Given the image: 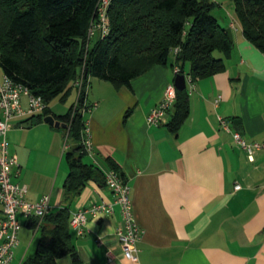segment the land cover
<instances>
[{
  "label": "crops",
  "instance_id": "1",
  "mask_svg": "<svg viewBox=\"0 0 264 264\" xmlns=\"http://www.w3.org/2000/svg\"><path fill=\"white\" fill-rule=\"evenodd\" d=\"M232 33L234 48L224 57L225 70L195 82L190 114L177 133L167 126L173 109L166 123H147L165 87L174 82L170 65H154L130 86L89 78L83 114L94 152L83 160L103 171L114 160L131 186L134 216L143 233L137 259H126L116 236L122 224L119 207L110 215H90L83 235L70 228L80 264H264V149L251 161L218 119L221 115L232 121L246 140L264 143V52L244 36L240 23ZM3 77L0 67V83ZM80 92L74 82L66 100L60 99L70 101L69 107L49 106L64 115L77 104ZM23 104L27 106L26 97ZM28 120H15L8 140L18 162L12 180L27 187L29 202L50 195V211L67 206L72 214L94 202L114 200L104 180L93 179L66 201V133L44 119L25 127ZM20 220L10 264L34 257L41 236L29 219ZM57 264H73V257L66 255Z\"/></svg>",
  "mask_w": 264,
  "mask_h": 264
},
{
  "label": "trees",
  "instance_id": "2",
  "mask_svg": "<svg viewBox=\"0 0 264 264\" xmlns=\"http://www.w3.org/2000/svg\"><path fill=\"white\" fill-rule=\"evenodd\" d=\"M101 0H0V67L16 83L26 85L47 104L37 115H54L66 121L71 140L65 152L69 173L64 183L66 201L78 196L89 180H104V171L84 162V110L88 108L90 77L116 87L131 81L156 64L178 66V74L195 82L226 68L224 57L234 48L226 27L212 13L213 0H111L110 33L88 38L98 18ZM244 36L264 52V0H231ZM180 50L174 54V49ZM215 51L223 57L216 58ZM189 68L186 69V66ZM84 78L77 104L64 115H56L49 103L65 101L73 83ZM177 74H175L176 76ZM169 130L177 133L190 114V91L177 90ZM110 168L119 167L109 159ZM123 176V175H122ZM71 213L67 206L50 211L39 223L41 236L35 256L23 264H57L71 255L80 264L72 242Z\"/></svg>",
  "mask_w": 264,
  "mask_h": 264
},
{
  "label": "built area",
  "instance_id": "3",
  "mask_svg": "<svg viewBox=\"0 0 264 264\" xmlns=\"http://www.w3.org/2000/svg\"><path fill=\"white\" fill-rule=\"evenodd\" d=\"M111 0H101L98 5V18L89 29L88 38L98 34L105 37L110 33V20L108 9ZM235 28V23H231ZM180 50L174 49V54ZM174 74L180 72V68H173ZM186 87L192 91L195 81L192 77L185 75ZM75 86L82 90L84 86L83 75L75 81ZM177 87L174 82L169 83L163 92L161 101L152 108L147 116L149 125H160L167 122V115L173 108L177 99ZM23 97L27 98V106L23 104ZM219 99L216 100V103ZM47 104L40 95H35L22 83H16L9 76L4 74L0 83V205L2 206L3 217L0 219V264H10L14 257V250L19 244L18 233L22 228L20 216L24 219H43L51 210V196L45 195L37 202H29L26 199L27 187L12 180L13 168L18 165L17 159L10 152L8 133L13 128L17 119L27 120L41 114ZM221 127L230 132L237 147L244 150L248 158L253 161L257 151L264 149V143L248 141L238 129L232 128V121L219 115ZM88 154H93L94 147L88 130L82 141ZM105 184L112 190L114 200L112 202L98 201L90 206L80 208L72 212L70 226L78 234L83 235L86 231L88 216L94 218L113 214L116 207H119L122 224L116 231V236L123 251V257L129 260L137 259V242L140 240L143 229L137 223L131 198V186L129 182L115 169L104 170ZM241 186L236 185V189ZM102 240L99 239V243ZM108 261L113 262L111 253L108 254Z\"/></svg>",
  "mask_w": 264,
  "mask_h": 264
},
{
  "label": "rangeland",
  "instance_id": "4",
  "mask_svg": "<svg viewBox=\"0 0 264 264\" xmlns=\"http://www.w3.org/2000/svg\"><path fill=\"white\" fill-rule=\"evenodd\" d=\"M216 2V6L213 8L212 13L217 17L219 23L224 26L228 22L234 21L237 24V27H239V21L236 18L235 10H234V5L231 0H213ZM220 53V51H215L214 56L218 58L217 54ZM189 68V65L186 66V69ZM68 102H62L59 97L55 98L54 100L51 101L50 105L56 106V110H61L63 107H69ZM71 144V140L67 138V136L64 134L63 135V147L64 149L67 148ZM87 159V156L85 157ZM64 165L67 166L66 159L64 158Z\"/></svg>",
  "mask_w": 264,
  "mask_h": 264
},
{
  "label": "water",
  "instance_id": "5",
  "mask_svg": "<svg viewBox=\"0 0 264 264\" xmlns=\"http://www.w3.org/2000/svg\"><path fill=\"white\" fill-rule=\"evenodd\" d=\"M228 34H229V37L231 39V41L234 40L233 38V33H232V28L229 27V28H226ZM174 83L177 87L178 90H183L186 88V77L184 74H177L175 76V79H174ZM44 121L49 123L50 125H53L57 128H61L65 131H67V128H68V123L66 121H63L59 118H57L56 116L50 114V115H47L44 117ZM37 122V118L36 117H33L32 119L28 120L26 123H25V127H31L32 125L36 124ZM233 124H234V127L237 125V121H233Z\"/></svg>",
  "mask_w": 264,
  "mask_h": 264
}]
</instances>
